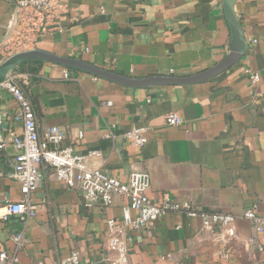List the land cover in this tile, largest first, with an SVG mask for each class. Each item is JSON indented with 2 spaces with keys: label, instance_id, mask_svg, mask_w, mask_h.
<instances>
[{
  "label": "crops",
  "instance_id": "1",
  "mask_svg": "<svg viewBox=\"0 0 264 264\" xmlns=\"http://www.w3.org/2000/svg\"><path fill=\"white\" fill-rule=\"evenodd\" d=\"M59 31L34 48L79 59L134 78L188 76L221 61L230 31L223 0H63ZM234 11L247 41L245 54L211 79L188 85L128 87L86 71L32 60L11 74L20 79L40 136L64 130L59 147L83 155L99 151L90 167L125 181L131 172L148 177L146 196L188 201L198 210L235 216L233 235L224 227L202 228L200 220L170 211L125 236L129 264H264V229L243 217L247 209L264 219V0H236ZM16 9L0 0V42L13 28ZM245 70L259 75L251 83ZM66 74V77H65ZM16 102L0 88V251L11 252L23 231L17 264H57L77 250L85 264H110L106 221L119 220L126 201L84 206L79 190L56 180L49 167L31 194L35 216L25 229L6 205L18 202L10 139L21 132L12 116ZM176 112L183 123L167 125ZM142 128L146 142L133 146L123 135ZM83 135L78 138V132ZM106 135H109L106 137ZM132 215L135 212L132 211ZM252 238L251 243L247 242Z\"/></svg>",
  "mask_w": 264,
  "mask_h": 264
},
{
  "label": "built area",
  "instance_id": "2",
  "mask_svg": "<svg viewBox=\"0 0 264 264\" xmlns=\"http://www.w3.org/2000/svg\"><path fill=\"white\" fill-rule=\"evenodd\" d=\"M15 5L16 15L13 28L9 30L5 39L0 42V62L6 57L33 49L40 37L60 30V23L66 14L63 0H9ZM251 83H257L259 75L245 70ZM66 77V74H65ZM22 76L8 73L1 82L0 88L6 90L16 102V111L12 116L21 122V132L11 137L14 149L13 177L19 183L21 197L18 202L6 205L7 214L19 216L23 229L29 218L35 216V206L31 201V194L43 179L44 167L52 170V175L69 189L79 190L82 194L84 206L90 207L99 203L102 207H109L115 197L126 201L121 209L119 220L106 221L107 236L105 250L109 253L110 264H129L128 248L125 240L128 230H141L170 211H181L190 217L200 220L202 228L214 229L224 227L229 235H233L231 225L235 216L231 213H206L198 210L188 201L176 202L165 196L160 202L150 200L145 192L148 188V177L142 172H131L125 181H121L109 174L103 173L98 167H90V159L99 158V151H88L83 155L74 153L72 147H59L64 139V130L59 126L47 128L40 136L33 106L27 97L23 84L19 83ZM6 112L0 114V126L9 118ZM167 125L176 126L183 123V118L176 112L164 115ZM142 128H132L124 133V137L136 147H142L146 142L142 135ZM83 135L78 132V138ZM109 135H106L108 137ZM6 141L0 130V149ZM132 211L135 215H132ZM243 217L256 224V231L264 229V219L256 212L247 209ZM13 250L0 251V264H17V251L22 245L23 231L11 237ZM252 238L247 242L251 243ZM34 264H42L37 261ZM57 264H85L81 261L77 250L70 251Z\"/></svg>",
  "mask_w": 264,
  "mask_h": 264
},
{
  "label": "water",
  "instance_id": "3",
  "mask_svg": "<svg viewBox=\"0 0 264 264\" xmlns=\"http://www.w3.org/2000/svg\"><path fill=\"white\" fill-rule=\"evenodd\" d=\"M236 0H223V13L230 31V43L226 56L213 66L188 76L155 75L146 78H134L100 68L88 62L55 55L49 51L34 48L14 53L0 62V84L11 70L21 63L40 60L56 65L86 71L97 77L133 87L144 88L159 85H188L206 81L234 65L246 52L247 41L240 22L234 11Z\"/></svg>",
  "mask_w": 264,
  "mask_h": 264
}]
</instances>
